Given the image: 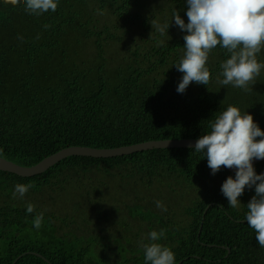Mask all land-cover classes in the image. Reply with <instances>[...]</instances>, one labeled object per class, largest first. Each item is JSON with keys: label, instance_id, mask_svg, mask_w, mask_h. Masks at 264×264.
<instances>
[{"label": "trees", "instance_id": "16d2710c", "mask_svg": "<svg viewBox=\"0 0 264 264\" xmlns=\"http://www.w3.org/2000/svg\"><path fill=\"white\" fill-rule=\"evenodd\" d=\"M57 3L55 12L33 15L23 0H0L1 157L32 166L70 146L199 139L228 105L264 131V68L250 91L218 84L230 58L219 45L207 61L209 84L193 81L177 92L183 73L174 65L187 33L171 20L178 10L188 22L186 0ZM152 19L171 23L168 33L152 29ZM257 59L264 63V47ZM253 167L264 173V160ZM229 176L223 166L212 174L194 148L68 156L30 177L0 170V264H49L34 253L52 264H146L141 242L160 229L157 243L171 248L175 264H264L245 220L255 188L229 207L221 192ZM16 184L33 187L14 199Z\"/></svg>", "mask_w": 264, "mask_h": 264}, {"label": "clouds", "instance_id": "9594fccd", "mask_svg": "<svg viewBox=\"0 0 264 264\" xmlns=\"http://www.w3.org/2000/svg\"><path fill=\"white\" fill-rule=\"evenodd\" d=\"M16 5L20 0H8ZM25 11L41 15L55 12L57 0H23ZM188 22L181 18L179 11L173 12L175 25L187 34L182 57L174 65L183 73L177 92L184 93L191 82L208 85L211 73L206 66L211 51L219 45L230 54L220 64L221 71L216 82L222 86L232 85L244 91L252 90L256 77L264 63L258 62L257 54L264 47V0H186ZM97 13L104 12L97 9ZM152 29L161 35L168 33L171 23L161 25L151 20ZM49 25H45L48 28ZM38 38V37H37ZM222 77V78H221ZM210 130L196 141L194 150L204 153L212 174L221 167L236 168L235 178L229 176L221 187L229 207L239 208L241 196L246 187L255 188V195L246 205L245 220L255 231V239L264 247V173L257 174L253 159H264V131L254 122L247 111L232 105L217 112L209 124ZM260 139H257V138ZM32 184H16L13 198H23ZM157 208L167 211L161 201ZM222 207V206H221ZM27 213L35 212V205L27 203ZM44 212L37 213L32 225L36 230L42 227ZM165 236V229L148 233V243L141 242L146 264H175V255L170 247L157 243Z\"/></svg>", "mask_w": 264, "mask_h": 264}, {"label": "water", "instance_id": "95a60500", "mask_svg": "<svg viewBox=\"0 0 264 264\" xmlns=\"http://www.w3.org/2000/svg\"><path fill=\"white\" fill-rule=\"evenodd\" d=\"M198 139L195 138H183V139H162V140H151L131 145H124L115 148H93L86 146H70L57 151L56 153L49 155L42 159L35 165L23 166L5 159L0 156V170L10 172L22 177H30L46 171L49 167L53 166L61 159L68 156H89V157H116L122 155H128L135 152L150 150V149H163V148H194L195 143ZM264 159H253V165L263 161ZM230 172L236 173V168H227ZM37 256L43 258L45 261L50 263L41 254L34 253Z\"/></svg>", "mask_w": 264, "mask_h": 264}]
</instances>
